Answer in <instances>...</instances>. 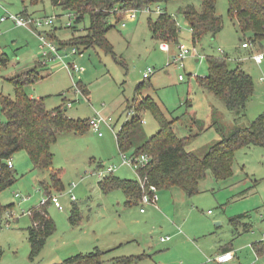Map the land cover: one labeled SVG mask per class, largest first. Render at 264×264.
<instances>
[{"label": "rangeland", "instance_id": "374dc122", "mask_svg": "<svg viewBox=\"0 0 264 264\" xmlns=\"http://www.w3.org/2000/svg\"><path fill=\"white\" fill-rule=\"evenodd\" d=\"M187 5L200 10V0L173 1L164 7L179 29L177 44L165 45L152 38L148 21H154L155 14L138 13L122 28V13H118L114 16L118 24L111 17V28L106 34L114 56L98 48L81 49V56L68 54L67 49L63 61L81 68L79 77L70 76L60 62L51 61L47 69L40 71L45 78L25 89L29 97L45 98L47 110L63 105L68 118L80 120L100 115L109 119L113 131L102 125L101 137L91 129L80 136L57 135L50 150L52 168L61 171L62 190L51 195L63 210L48 206L55 232L33 259L26 231L30 226L27 215L46 198L39 182H49V172L34 170L23 151L13 155L17 180L0 194V204L14 205V219L0 230V264H58L96 249L105 252V264H218L215 258L222 248L231 249L234 256L228 264H264V252L256 254L254 248L264 247V147L237 149L232 177L216 182L208 172L198 193L192 196L178 188L159 190L157 210L145 206L144 214L139 212L140 204L125 207L120 191L103 194L97 185L96 173L101 169L98 164L104 168L116 166L113 176L119 179H138L133 170L120 165L114 134L130 118L126 101L133 98L136 85L143 81L148 69L153 74L139 99L151 98L166 119H176L173 130L178 138L196 135L186 151L200 158L211 145L234 130L247 127L264 113V83L260 82L264 78V61L255 64L241 49L243 35L227 16V0H216L215 4V13L222 19L221 31L214 37L206 35L198 43L192 42L183 17L177 13V9ZM22 12L34 18H54L46 35L66 41L73 34L65 25L69 21L67 13L53 7L50 0H0V56L4 57V64H0V93L11 99L13 88L9 80L41 61L36 34L16 27L9 19L1 21ZM87 26L85 19L74 35H84ZM179 46L191 52L182 68L172 64L179 55ZM254 49L264 51V45ZM195 51L202 59L193 57ZM207 57H226L229 69L238 67L253 79L254 93L243 117L237 118L219 99L197 85L196 78L207 75ZM80 85L87 95L76 92V86L81 91ZM140 117L146 140L159 126L148 111L141 112ZM72 204L79 209L77 226H71L68 220ZM235 217L240 220L236 227L230 224ZM166 238L169 240L160 241ZM124 259L130 260L122 263Z\"/></svg>", "mask_w": 264, "mask_h": 264}, {"label": "trees", "instance_id": "16d2710c", "mask_svg": "<svg viewBox=\"0 0 264 264\" xmlns=\"http://www.w3.org/2000/svg\"><path fill=\"white\" fill-rule=\"evenodd\" d=\"M37 1L33 0L34 3ZM173 1L179 0H50L53 7H59L65 13L73 15V25L70 28L73 34L66 41L44 34L56 42L62 51L75 48L82 54L81 49L98 48L114 56L113 48L106 39L111 28L108 20L120 12L140 11L153 4H160L163 13L157 15L154 21H148L151 36L161 44H177L179 29L174 18L164 8ZM215 4L216 0H200V10L193 5L177 9L191 33L193 43H198L206 35L214 37L221 31L222 19L215 13ZM19 15L30 16L26 12ZM227 16L236 22L243 35L242 44L250 45L246 50L258 52L254 48L264 45V0H227ZM85 19L88 20V26L84 28L85 34L75 36L77 26ZM115 24H118L117 18ZM3 58L0 56V64H4ZM226 60V57H207V75L197 77L196 82L201 89L219 99L228 111L241 118L254 93V82L242 69H229ZM42 69H47V65L38 62L31 70L11 78L9 83L13 88L12 99L0 93V194L17 180L16 172L7 167V161H11L13 155L21 151L27 154L34 170L49 172V182H39L45 196L50 198L53 192H60L61 171L52 168L53 155L50 147L56 141L57 135L80 136L90 129L89 119L68 118L63 105L47 110L45 98L33 99L27 95V87L45 78L40 75ZM147 81L148 79L137 84L133 98L126 101L125 110L130 118L115 134V143L119 154L131 157L147 155L150 158L146 167L138 171V176L145 179L147 185L155 186L157 191L178 188L187 196H192L198 193L199 185L207 179L208 172L216 182L232 177L234 153L237 149L248 146L264 147L263 113L247 127L238 128L228 137H223L211 145L202 158L187 152V145L196 135L178 138L173 130L176 119H166L151 98L139 99ZM79 87L85 96L86 90L81 85ZM144 111H148L159 126L158 131L146 140L140 117V113ZM197 123L194 121V125ZM97 167L101 168V164ZM98 188L103 194L120 191L125 198L124 206L128 208L139 205L142 197L137 180L119 179L113 174L99 180ZM50 204L49 200L41 202L28 212L30 226L26 231L31 259L40 254L48 238L55 232V224L47 211ZM13 209L12 204H0V230L3 224H9L2 218L3 214ZM239 217L231 219L230 224L238 226ZM68 220L71 226H77L80 221L79 209L74 204ZM244 230L247 231V228ZM254 248L256 254L264 252V247L257 245ZM230 251L229 248L221 249L222 253ZM104 254L105 252L94 250L72 256L58 264H105L102 259ZM1 255L0 249V257ZM129 260L124 259L121 262Z\"/></svg>", "mask_w": 264, "mask_h": 264}, {"label": "built area", "instance_id": "2783aa9c", "mask_svg": "<svg viewBox=\"0 0 264 264\" xmlns=\"http://www.w3.org/2000/svg\"><path fill=\"white\" fill-rule=\"evenodd\" d=\"M122 13V22L120 23V26L122 28L125 27L127 21H132L136 19V15L138 13H144L147 15H152L155 14L160 15L163 13V9L162 6L160 4H153L152 6H148L140 11L137 10H129V11H125V12H120ZM67 19L69 20L65 25L67 28H71L73 25V15L71 13H67L66 14ZM6 19H9L13 22V24L16 27H22L25 29H28L30 31H33L39 41L38 44V49H39V57L41 58V63L46 64L48 62L51 61H58L62 64L63 68L65 70L68 71L70 76H73V74H76L79 77V73L82 71L81 68H78L75 64L73 63H64V59H66L67 55L64 54L65 51H62L59 49L58 45L56 42H54L52 39L48 38L44 33L48 30L46 29H50L53 26L54 23V18L52 17H43V18H34L32 16H28V17H23L20 15H10L8 18H2L1 21H5ZM241 48L242 49H249L250 45L248 44H241ZM179 50V55L177 57L173 58L172 64L174 65H178L181 68L183 67V60L191 55L190 50L184 49L181 46L178 47ZM220 53H223L221 50H219ZM71 55H79L81 56V54L77 51V49L75 48H71L69 53ZM195 55L193 57L197 58V59H202V57L195 51L194 53ZM250 59L257 65H261L264 61V51L261 52H253V54L250 56ZM153 74V71L151 69H148L147 71H145L143 73V80H147L149 79V77ZM179 80L182 81L183 78L180 76ZM261 83H264V78L260 79ZM76 88V92L80 95V96H84L82 94V92L77 88ZM70 107V104L69 106ZM109 121V119H108ZM108 121L101 117L100 115H97L96 117H93L92 119H89V127L91 130H93L98 137H101V126H106L107 128H109L111 131H113L112 127H110V125L108 124ZM141 123L143 124V120H141ZM115 135V134H114ZM119 158H120V165L121 166H125L131 170H133L136 175H137V182L140 185V188L142 190V197L140 199V212L143 213L144 207L145 206H152L156 208V204H157V189L155 186L153 185H147L145 179H141L138 176V171L140 169H144L146 167V165L148 164V162L150 161V158L147 155H140V156H127L126 154H119ZM12 162L11 161H7V167L9 169L13 168L12 167ZM116 170V166H110L107 168H104L101 166V169L97 171L96 175L97 178L99 180H102L104 177L113 174V172ZM16 198H18V195H15ZM23 201H25L26 199H23ZM47 200L50 201V203L54 206V208H56L59 211H62V207L59 204L57 198L53 195L49 197H46L45 199H43L41 202H46ZM70 200L73 202L74 201V197L71 196ZM14 216V209L13 210H9L6 211L2 218L7 221L8 223L10 222V220H13ZM263 239H264V235H263ZM168 238L166 239H161V242L167 241ZM233 260V255L231 252H226V253H221L219 254L216 258L215 261L218 264H228Z\"/></svg>", "mask_w": 264, "mask_h": 264}, {"label": "crops", "instance_id": "0c3cea01", "mask_svg": "<svg viewBox=\"0 0 264 264\" xmlns=\"http://www.w3.org/2000/svg\"><path fill=\"white\" fill-rule=\"evenodd\" d=\"M27 13V12H26ZM28 14V13H27ZM166 45V44H165ZM243 51H247V56L249 57V59H250V56L253 54V52H254V50L253 51H249V50H246V49H242ZM87 95V94H86ZM30 98H33L32 96H30ZM39 98H42V97H39ZM38 97H36L35 99H39ZM34 99V98H33ZM62 135H67V134H62ZM73 135H75V134H73ZM75 136H77V135H75ZM12 160V159H11ZM12 162V161H11ZM98 166V165H97ZM134 181V180H133ZM98 185V184H97ZM124 200H125V198H124ZM158 201V200H157ZM137 206V205H136ZM149 207H151V208H153V209H155V210H157V208H155V207H152V206H149ZM140 212V211H139ZM144 213H145V211H144ZM144 213H141L140 212V214H144ZM168 240H169V238H168ZM167 240V241H168ZM97 250V249H96ZM231 253H232V251H230ZM222 253V252H221ZM220 254V253H219ZM233 255V254H232ZM233 260H234V256H233ZM232 260V261H233Z\"/></svg>", "mask_w": 264, "mask_h": 264}]
</instances>
